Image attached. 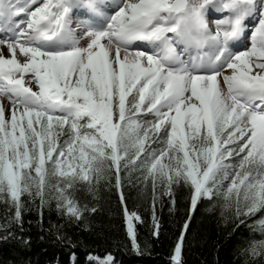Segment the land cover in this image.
<instances>
[{
    "label": "snow or ice",
    "instance_id": "obj_1",
    "mask_svg": "<svg viewBox=\"0 0 264 264\" xmlns=\"http://www.w3.org/2000/svg\"><path fill=\"white\" fill-rule=\"evenodd\" d=\"M133 180L154 204L186 188L189 215L204 200L238 223L259 212L264 237V0H0L3 238L53 203L87 226L101 191L123 204ZM241 254L264 261V238Z\"/></svg>",
    "mask_w": 264,
    "mask_h": 264
},
{
    "label": "trees",
    "instance_id": "obj_2",
    "mask_svg": "<svg viewBox=\"0 0 264 264\" xmlns=\"http://www.w3.org/2000/svg\"><path fill=\"white\" fill-rule=\"evenodd\" d=\"M173 191L175 205L167 195L158 197L154 204L152 194L142 195L138 186L126 183L122 204L114 187L105 188L95 201L97 211L88 217L87 226L62 218L54 203L44 208L42 218L33 208L24 214L22 229H11L14 235L3 238L6 234L0 231V264H92L90 255L103 257L107 253L115 264H172L171 255L186 220L184 264H245L246 254L242 255L241 249L247 248L257 234L254 221L261 214L238 223L231 216L226 219L218 206L204 200L198 201L189 215L188 190L176 187ZM125 207L140 217L133 221L138 251L127 232ZM5 215L0 204V224ZM57 227L63 239L58 238ZM248 264L264 261L249 260Z\"/></svg>",
    "mask_w": 264,
    "mask_h": 264
},
{
    "label": "rangeland",
    "instance_id": "obj_3",
    "mask_svg": "<svg viewBox=\"0 0 264 264\" xmlns=\"http://www.w3.org/2000/svg\"><path fill=\"white\" fill-rule=\"evenodd\" d=\"M214 17H212V16H210V19H213ZM5 55L7 56V55H9V53L7 52V53H5ZM6 101V100H5ZM6 103H8L7 101H6ZM130 184V183H129ZM133 184H135L136 186H138L137 185V183L133 180V182H131V185H133ZM139 187V186H138ZM140 188V192H141V194L142 195H146V194H151V190L150 189H147V190H145V189H143V188H141V187H139ZM159 197V196H158ZM254 225H255V223H254ZM256 226V225H255ZM255 231H256V233L257 234H255L254 235V237L251 239V241L252 240H259V239H261V238H264V237H262L261 236V234H260V232L258 231V229H257V226L255 227Z\"/></svg>",
    "mask_w": 264,
    "mask_h": 264
},
{
    "label": "bare ground",
    "instance_id": "obj_4",
    "mask_svg": "<svg viewBox=\"0 0 264 264\" xmlns=\"http://www.w3.org/2000/svg\"><path fill=\"white\" fill-rule=\"evenodd\" d=\"M4 52L7 53V49L6 48L4 49ZM4 103H6V101H4Z\"/></svg>",
    "mask_w": 264,
    "mask_h": 264
}]
</instances>
